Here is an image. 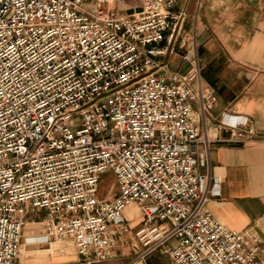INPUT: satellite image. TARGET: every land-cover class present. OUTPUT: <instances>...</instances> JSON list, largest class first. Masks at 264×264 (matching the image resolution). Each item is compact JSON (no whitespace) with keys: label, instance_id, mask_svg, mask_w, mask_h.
Segmentation results:
<instances>
[{"label":"built area","instance_id":"obj_1","mask_svg":"<svg viewBox=\"0 0 264 264\" xmlns=\"http://www.w3.org/2000/svg\"><path fill=\"white\" fill-rule=\"evenodd\" d=\"M117 1L0 0V264H15L24 218L42 210L46 238L107 259L109 224L126 231L133 204L143 256L173 240L171 264H264L207 208L220 182L198 167L209 166L205 116L217 97L203 91L195 50L185 73L168 67L180 0H138L130 13ZM218 126L232 142L254 141L246 116L223 112ZM104 173L118 194L101 200Z\"/></svg>","mask_w":264,"mask_h":264},{"label":"crops","instance_id":"obj_2","mask_svg":"<svg viewBox=\"0 0 264 264\" xmlns=\"http://www.w3.org/2000/svg\"><path fill=\"white\" fill-rule=\"evenodd\" d=\"M178 8L186 18L168 67L185 73L189 66L184 56L195 50L203 91L217 97V105L205 116L209 166L198 167L199 173L209 170L220 182V194L209 197L207 208L222 225L242 232L247 246L259 247L257 256L263 258L264 0H180ZM191 105L203 129L198 106ZM223 112L248 117L254 128L253 143L229 140V130L218 126ZM122 218L126 231L109 224L115 231L112 256L95 260L91 251L88 257L78 253L71 239L46 238L45 211H28L15 264H84L87 258L90 264H171L173 240L142 255L144 248L134 235L145 221L139 206L128 205Z\"/></svg>","mask_w":264,"mask_h":264},{"label":"rangeland","instance_id":"obj_3","mask_svg":"<svg viewBox=\"0 0 264 264\" xmlns=\"http://www.w3.org/2000/svg\"><path fill=\"white\" fill-rule=\"evenodd\" d=\"M138 4H139L138 0H118L116 2V7L119 10H122L123 12L130 13L134 8L138 6ZM185 18H184V22H185ZM98 191H99L98 197L101 200L105 198H112L117 194L118 190L115 185V179L111 173L102 174Z\"/></svg>","mask_w":264,"mask_h":264}]
</instances>
